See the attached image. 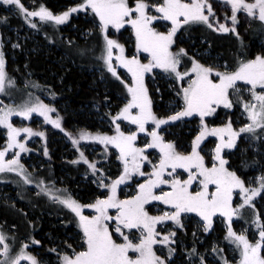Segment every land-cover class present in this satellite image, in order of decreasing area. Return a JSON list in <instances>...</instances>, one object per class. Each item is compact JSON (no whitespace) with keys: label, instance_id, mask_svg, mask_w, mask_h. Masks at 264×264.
<instances>
[{"label":"snow or ice","instance_id":"snow-or-ice-1","mask_svg":"<svg viewBox=\"0 0 264 264\" xmlns=\"http://www.w3.org/2000/svg\"><path fill=\"white\" fill-rule=\"evenodd\" d=\"M32 3L35 5L36 0ZM225 4L231 6V15L225 13L224 16L226 21H231V27L220 22L209 0H82L60 14H54L44 4L29 7L24 0H0V5L21 15L33 29L39 28L33 18L61 24L72 12L90 11L94 19L98 17V24L84 35L91 36L98 29L96 41L79 45L70 39L67 55L99 62L95 66L101 70V79L105 78V73L110 74L121 82L128 94L127 102L114 115L111 111L108 113L115 127L113 134L86 129L80 130L78 135L67 133L76 146L84 140L98 141L104 145L105 158L114 154L121 166L118 175L110 176L98 166L99 161H90L80 152L79 159L88 165L98 186L107 193L88 204H82L67 189L56 187L54 181H45L42 177L33 179L22 162L21 153L29 151L25 140L45 134L34 132L29 126H16L12 117L31 119L38 113L45 121L61 128L62 117L57 115L53 119L50 115L56 108L26 91L27 99L0 107V126L6 129L7 136L0 145V173H15L24 184H35L39 189L37 196L43 194L73 214L68 222L78 229L75 237H70L74 244L64 241V250L57 247L49 250L57 253V264H176L178 255L183 264H210V258L211 264H233L235 257L228 259L216 241L210 250L199 249L198 232L215 231L217 219L226 226L223 240L239 254L235 264H264V211L257 208V203L264 202V164L253 159L251 167L259 168L260 174L247 177L238 174L224 154L225 149L237 148L241 139L248 141L249 146L252 141H264V54L240 58L234 65L227 61L208 64L191 55L188 49L176 47L178 33L195 25H206L217 32L232 31L239 36L236 25L241 11L264 24V0H225ZM0 21L6 22L7 18L0 17ZM125 25H130L132 30L135 52L131 55L126 54V44L111 34L112 29L119 31ZM141 53L146 54L143 59ZM119 68L125 69L130 78L122 76ZM156 70L167 75L175 92L172 110L164 115L153 110V99L145 84V75ZM30 84L35 86L26 81L25 89ZM17 87L16 78L6 71L0 36V94L12 96V90ZM50 95L55 97L56 94L51 92ZM238 106L248 121L239 128L234 127L230 116L220 125L208 123L207 118L221 107L229 110ZM194 116L199 118L198 131L190 140V151H181L175 140L166 138V129ZM124 121L135 126V130H124ZM21 133L26 135L21 138ZM140 133H146L147 137L142 145L137 142ZM209 136L217 137L218 142L206 161L202 142ZM110 147L118 152L110 153ZM155 149L159 152L154 162L148 150ZM44 154L48 155L47 148ZM8 156L10 158H6ZM146 162L152 167L149 173L144 171ZM243 164L249 167L247 160ZM181 169L185 175L178 171ZM135 176L146 178L136 184L134 195L121 199L120 185ZM163 186H167V190ZM151 202H160L165 207L153 214L149 210ZM85 208L94 210V214L85 215ZM110 210H115V214ZM246 212H250L253 219L249 220ZM188 214L199 218L192 231L191 247L183 244L179 236L181 231L187 232ZM234 217L254 224L257 233H252L250 239L247 229H234ZM11 239L14 242L16 237ZM13 242H9L8 234L0 227V264H51L28 251V242H21L18 250ZM30 242L41 243L34 238Z\"/></svg>","mask_w":264,"mask_h":264},{"label":"rangeland","instance_id":"rangeland-1","mask_svg":"<svg viewBox=\"0 0 264 264\" xmlns=\"http://www.w3.org/2000/svg\"><path fill=\"white\" fill-rule=\"evenodd\" d=\"M64 2L65 4H62V8L58 7L57 9L53 3L50 5L48 0H36L35 5H33L32 0H24L25 5L29 7L44 4L54 14L68 11L70 8L82 2V0H64ZM130 2H132V0H130ZM209 2L212 3L217 16L220 18V22L226 23L231 27V21H226L224 19L225 13H227L228 16L231 15V6L225 4V0H209ZM6 7L7 6L0 5V17L7 18L6 22L0 21V36L3 38L6 71L10 76L16 78L18 87L12 90V96L0 94V101H3L0 107H3L4 104L20 103L22 99H27V96L24 94L26 91L28 93H33L34 97H38L40 100H43L44 103L53 105L56 108V112L50 113L53 119H55L57 115L62 117L61 128H56L54 124L45 121L38 113H34L31 119L22 118L18 115L12 117V121L16 126H29L33 128L34 132H44L45 134L44 136L33 135L25 140L29 151L21 153L22 162L32 174L33 179L42 177L45 181H54L56 187L67 189L68 192L82 204L91 203L102 193L105 195L107 193L103 188L98 186L96 177L92 174L88 165L84 163L83 160L79 159L80 152H84L85 156H87L90 161H99L100 163L98 166L104 168L108 175L113 177L119 174L121 167L120 163L116 161L114 154L106 159L104 155V145L100 144L98 141L84 140L80 141L79 146H76L73 145L67 133L70 132L73 135H78L80 130L86 129L93 133L103 132L109 135L113 134L115 127L114 124L110 122L111 117L108 113L111 111L114 115L119 108L127 102L125 97L128 95L121 82L111 77L110 74L105 73V78L103 80L101 79V70L99 67L95 66L98 65L99 62L89 60L82 61L79 58L67 55L70 48L68 44L70 39L79 45H84L86 41L89 43L96 41L98 29H96L95 33L91 36H85L84 33L88 29L95 28V25L98 24V17L94 19L90 11L85 12V10H78L77 12L70 13L69 19L61 24H56L55 22H40L38 18H33L39 25L38 29H33L21 15L7 11ZM237 15L239 23L236 25V31L239 32L240 37L246 38L250 34V29L253 28L252 17H248L247 14L242 11ZM77 19H81V25L75 23ZM258 23L261 26L255 28L259 29V33L262 34L264 33V24L259 20ZM156 26L160 28V25ZM160 30L164 29L160 28ZM70 32H72L75 37H73ZM215 32L217 31L207 28L206 25L201 24L192 26L190 30L178 33L176 47L188 49L190 54L195 55L201 62L208 64L224 63L226 60L217 54V52L212 51L205 38L207 33H211L214 35L216 43H221L224 46L226 54L233 62V65L240 58H251V51L248 50L246 54L243 49L247 45V41L242 40L235 32L229 31L231 32L230 34L227 32ZM111 34L114 38L119 39L121 43L126 44V54L131 55L135 52L130 25H125V27L119 31L112 29ZM15 44H18L19 47H13ZM229 45L232 46L231 48H236L231 54L228 52L231 49L228 47ZM260 51L264 52V40L263 42L259 41L257 43L256 50L253 54L256 56ZM30 53L44 55L51 62L49 67L51 76L57 78L56 80H58V82H61L59 77L60 74L55 71L53 66L58 67L61 71L64 70L68 64H71L72 68H76L77 66L82 69L87 68L81 71L91 76L90 90L92 92L98 91V96L101 99H95L93 103L81 101L78 105L72 104L71 99L65 97L66 94L63 92L64 88L58 91L50 82L44 83L43 79L40 77L38 78L29 71L26 63L22 66L19 64L18 55L21 56V59H24L28 57ZM145 55L146 54L141 53V59H143ZM76 60L78 62L73 63V61ZM118 71H120L121 75L125 76V78H130V75L126 73L125 69L119 68ZM26 81L32 82L35 86H31L30 84L25 89ZM42 84H44V86ZM110 84L115 90H112ZM145 84L153 99V110L160 115L170 113L172 110V102L175 100V92L171 86L172 81L168 79L167 75L162 73V70H156L155 73H147L145 75ZM157 89H159V91H157ZM39 90L41 91L38 93ZM51 92L56 94L55 97L50 95ZM105 97L109 99L105 100ZM73 115L80 119H77L75 125L71 123L69 126L67 124V118ZM229 116L232 117L234 127L236 128L248 122L246 115L243 114V110L239 106L229 110L221 107L217 110L216 114L209 116L207 120L210 125H220L226 122ZM198 125V117H188L185 118L183 122H175L174 126L167 127L165 136L167 139L175 140L179 146V150L190 151L189 143L196 131H198ZM150 126L151 122H149V127ZM122 128L126 131L135 130V126L130 125L128 121L122 123ZM25 135L26 134L21 133V138ZM243 136L244 134H242V137ZM146 138V133L138 134V144L142 145ZM6 139V129L0 126V145H3ZM217 142L218 138L214 136L206 137L205 141L202 142L203 154L206 156V161L210 159L209 154L211 150L214 149ZM45 148L48 150V155L44 154ZM245 149H247V151H244ZM237 150L240 157H243V155L249 152L251 156H253V159H257L264 164V141H252L251 146H249L248 141L241 139L238 141L237 148L231 150L225 149L224 154L225 156H228L229 153V155H232L233 153L235 154ZM108 151L110 153L118 152V150H115L113 147H110ZM148 151L151 153L150 159L154 162L158 160V149ZM53 157L59 159V161ZM6 158H10V156ZM64 164L69 168L77 169L76 173H78V175L74 176L70 174L69 176V174L64 172L61 168V165ZM57 165H59L60 171L55 170L54 166L56 167ZM232 167L241 171V174L247 177H255L260 174L259 168H246L241 164ZM151 170V164L146 162L144 171L149 173ZM245 170L248 171V173H243ZM178 171L181 175H185L184 170L181 169ZM62 173L63 176L61 175ZM77 177L80 178L78 182H76ZM145 178L146 177L135 176L133 180L120 185L118 190L119 196L123 199L128 195H134L136 184L143 182ZM163 187L167 190V186ZM38 191L39 189L35 187V184H24L22 179L15 173H0V227H2V230L5 231L8 236L16 237V240L12 242L15 244L17 250L21 244L18 245V241L28 242L29 247H31L28 251L36 254L38 259L48 260L51 264H57V253L50 252L49 250L53 247H57L60 251L64 250V241L74 244V240L70 239V237H75L78 229L75 227L74 223L68 222L71 221L73 217L70 210L53 203L43 194L37 196L36 193ZM79 191L87 192V196L84 198L85 200H82V193ZM152 204H160V202H151L150 206ZM156 208L157 207L154 206L149 208V210L155 214L157 212ZM257 208L264 211V202L257 203ZM83 211L85 215L94 214V210L92 209L85 208ZM110 211L113 215L115 214V210ZM36 212L37 215H34ZM245 215L249 220L253 219L250 212H246ZM197 219L199 218L196 217L195 214H188V218L185 220L187 232L181 231L179 233L180 241L183 244H185L184 236L189 234L188 237H190V240L187 244L188 247H191L193 243L192 231L197 227ZM23 221H25L27 226ZM234 222V229L237 231L247 229L250 239L252 238V233H257L254 224L246 223L244 220L236 217H234ZM215 226H218V228L224 232L222 235L224 236L226 232L225 223L217 219ZM27 228L29 229L27 230ZM55 228L59 232L58 235H54L52 231ZM42 229H44V231H42ZM215 231L207 234L198 232V235L201 237L198 244L199 249L201 251H204L206 248L210 250L212 243L216 241L224 250L223 254L226 255L228 259L233 260V257H235L233 261V264H235V261L239 259L238 252H234V246H229V242L224 241L223 237L222 239H216V236L213 235ZM24 233H26V235H23ZM32 238L39 240L41 243L39 245L31 243L30 239ZM217 259H219V257H217ZM22 264H27V262H22ZM176 264H183L182 258L179 255L176 257Z\"/></svg>","mask_w":264,"mask_h":264},{"label":"trees","instance_id":"trees-1","mask_svg":"<svg viewBox=\"0 0 264 264\" xmlns=\"http://www.w3.org/2000/svg\"><path fill=\"white\" fill-rule=\"evenodd\" d=\"M48 2L50 5L53 3L57 9H58V7L62 8V4H65L64 0H48ZM251 19L253 21V28L250 29L249 36L244 38V40L247 41V45L243 49L245 50L246 54H247L248 50H250L251 51L250 56L252 58L253 56H255L253 53L256 50L257 43L259 41L263 42V40H264V33L260 34L259 29L255 28L257 26H261L258 23V20H255L254 18H251ZM75 23H78L79 25H81V19H77L75 21ZM71 27H72V25H71ZM254 30H255V32H254ZM69 31H72V30H69ZM215 33H221V32H215ZM227 33L230 34L231 32H227ZM70 34L73 37H75V35H73L72 32H70ZM205 38L208 41L213 52H217V54H219L223 59L228 61L230 64H233V62L228 58V56L226 54V50L224 49V46L221 43H216L214 35H212L211 33H207ZM228 47L231 48L232 46L229 45ZM235 50H236V48H231L230 51H228V50L227 51L231 54ZM241 54H243V53H241ZM258 54H264V52L260 51ZM18 57H19V59H18L19 64H21V66H22L26 63L28 70L31 71L38 78L40 77L41 79H43L44 83L50 82L51 85L54 86L58 91H60V89L62 90V88H64L63 92L66 94L65 97L71 99L72 104L78 105V104H80L81 101H84L85 103H93V102H95L94 101L95 99L96 100L101 99L98 96L99 95L98 91L95 92L93 90L94 92H92L90 90V78H91V76L88 75L86 72L84 73L81 71V70H86L87 68L82 69V68H79L77 66L76 68H78L79 69L78 70L76 68H72L71 64H68V65H66V68L61 71L58 69V67L53 66L55 71H57L60 74L59 77H60L61 82H58V80H56L57 78L51 76V71L49 68L51 65V62L44 55L30 53L29 56L24 58V59H21V56H19V55H18ZM76 62H78V61L77 60L73 61V63H76ZM110 86H111V84H110ZM111 88H112V90H115L112 86H111ZM112 97H113V95H112ZM77 119H80V118H78L77 116H74V115L71 116L70 118L68 117L67 118V124L70 126L71 123H74V125H75ZM54 159H56V158H54ZM56 160L59 161V159H56ZM229 160H230V164L232 166H234V165L237 166L238 164H241L242 166H244L243 161L247 160L249 162L248 168H250L251 167L250 162L253 160V156H251V154L249 152H247L245 155H243V157H240V154L237 150L235 152V154L233 153L232 155H229ZM54 168H55V170L60 171L59 165H57L56 167L54 166ZM61 168L64 172L69 174V176H70V174H72L74 176L78 175V173H76L77 169L69 168L65 164L61 165ZM240 174H241V171H240ZM61 175L63 176V173ZM79 179L80 178L77 177L76 182H78ZM79 192H81V191H79ZM81 193H82V200H85L84 198H85V196H87V194H86L87 192L82 191ZM34 215H37V212L34 213ZM23 222L25 223V221H23ZM25 225L27 226L26 223H25ZM28 229L29 228H27V230ZM215 230L216 231L214 232L213 235L216 236V239H218V238L222 239V237H223L222 235L224 232H222V230H220L218 228V226L217 227L215 226ZM42 231H44V229H42ZM52 231L54 232V235L59 234V232L57 231L56 228L53 229ZM23 235H26V233H24ZM188 235L186 234V236H184V241H185L186 245L188 244V242L190 240V237H188Z\"/></svg>","mask_w":264,"mask_h":264},{"label":"crops","instance_id":"crops-1","mask_svg":"<svg viewBox=\"0 0 264 264\" xmlns=\"http://www.w3.org/2000/svg\"><path fill=\"white\" fill-rule=\"evenodd\" d=\"M240 37V36H239ZM242 40H244V38H242V37H240ZM43 86H44V84H42ZM42 85H41V87H42ZM41 90H39L38 91V93L40 92ZM230 154V153H229ZM229 154H228V156L226 155V159H228L229 158ZM229 161V164H230V160H228ZM230 166L232 167V165L230 164ZM233 168V167H232ZM234 169V168H233ZM54 170V169H53ZM243 173H248V171H243ZM238 174H240V171H238ZM242 175V174H241ZM154 206H156L157 208V210L159 209V208H163V205L162 204H152L151 206H149V208H151V207H154ZM198 220V219H197ZM235 223V222H234ZM8 238H9V242H12V237H10V236H8ZM18 241V240H17ZM21 242L20 241H18V245L20 244ZM29 249H31V247H29Z\"/></svg>","mask_w":264,"mask_h":264}]
</instances>
